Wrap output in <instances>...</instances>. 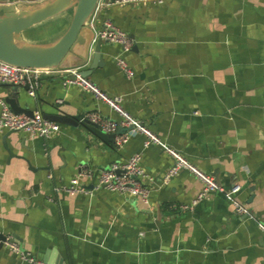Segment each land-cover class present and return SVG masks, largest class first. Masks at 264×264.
<instances>
[{
    "label": "crops",
    "instance_id": "0c3cea01",
    "mask_svg": "<svg viewBox=\"0 0 264 264\" xmlns=\"http://www.w3.org/2000/svg\"><path fill=\"white\" fill-rule=\"evenodd\" d=\"M44 2L0 0V19L56 5ZM112 2L99 0L89 23L100 28L110 19L131 36L133 48L123 57L135 75L118 66L121 47L102 42L103 65L89 78L120 96L125 110L222 189L193 205L203 183L185 170L164 183L174 159L162 145L146 147L143 134L117 148L81 125L59 123L48 139L0 127V234L52 264L61 258L66 264H264V0ZM75 7L72 0L22 31V45L53 44ZM84 60L83 48L76 49L57 69H76ZM70 75L44 76L35 96L27 85L0 83V101L19 96L22 106L44 116L96 113L124 133L107 103L65 84ZM136 153L153 178L148 204L116 191H57L85 165L108 168ZM0 264L30 263L2 247Z\"/></svg>",
    "mask_w": 264,
    "mask_h": 264
},
{
    "label": "built area",
    "instance_id": "2783aa9c",
    "mask_svg": "<svg viewBox=\"0 0 264 264\" xmlns=\"http://www.w3.org/2000/svg\"><path fill=\"white\" fill-rule=\"evenodd\" d=\"M3 1L17 3L19 1L28 2L30 0ZM165 1L168 0H113L112 4L148 5L162 4ZM93 29L95 35L92 40V47L94 48L98 41L119 45L121 52L116 58L117 64L128 77H133L135 73L123 57L124 53L130 52L133 48L134 43L131 36L110 19L105 20L100 28L93 27ZM61 71L71 74L65 79L66 85H76L82 90L92 93L97 100L107 103L121 116L122 120L120 125L126 128V131L122 134H117L119 124L111 118L103 117L96 113L84 115V118H88L93 123L98 124L104 132L115 133L114 142L117 148H123L132 135L137 133L143 134L146 137V147L151 144L162 145L165 151L174 159L173 166L163 177L164 183H167L180 171L184 170L193 173L203 183V189L193 201V205H196L204 199H208L213 192L222 189L217 183L215 176L199 169L177 149L163 144L154 132L124 109L120 96L108 95L89 77L83 76L79 68L66 70L56 68H30L15 66L0 60V83L27 85L29 94L35 96L44 76L57 74ZM0 104L2 107L0 127L2 129L24 132L33 137L44 139H48L52 134L60 131V124L45 118L40 111H35L33 115L15 113L6 101L1 100ZM141 159L142 154L136 153L123 162H113L108 168L95 169L85 165L81 167L79 174L70 181V184L62 188H57V191L62 190L70 195H75L78 193L92 194L100 190H109L138 197L144 203L148 204L152 191L150 182L153 181V178L141 165ZM88 181H91V187H88ZM235 209L238 213H245L244 206L237 202L235 203ZM261 229L264 232V226H261ZM1 243L3 247H8L11 251L20 254L24 261L30 264H43L42 261L23 251L13 238L6 236L3 241L0 240Z\"/></svg>",
    "mask_w": 264,
    "mask_h": 264
},
{
    "label": "water",
    "instance_id": "95a60500",
    "mask_svg": "<svg viewBox=\"0 0 264 264\" xmlns=\"http://www.w3.org/2000/svg\"><path fill=\"white\" fill-rule=\"evenodd\" d=\"M44 5H55L49 10H41L27 15L14 14L6 19H0V60L9 64L21 67L30 68H58L59 64L67 58L68 55L73 53L76 49L83 48L84 63L77 68H82L87 61L91 60V64L80 73L89 77L92 75L93 70L103 65L101 56L102 42L98 41L94 48L92 47V40L95 35L93 27L90 25V18L96 11L99 0H76V7L73 14L72 21L67 31L53 44L48 46L38 45H22L20 34L22 31L34 26L35 24L64 11L71 3L72 0H43ZM5 32L13 37L12 43L7 45L1 40V33ZM84 64V65H83ZM11 109L15 113H25L33 115L34 111L28 104L21 105L19 96L10 97L7 99ZM49 120L56 121L61 124L70 125L74 127L83 126L93 135L102 141L109 143L115 140V133H106L100 126L93 123L84 115H64V114H46L44 116ZM5 236L0 234V240H4ZM3 245L0 244V250ZM43 264H52L43 259ZM55 264H66L64 259H58Z\"/></svg>",
    "mask_w": 264,
    "mask_h": 264
},
{
    "label": "bare ground",
    "instance_id": "6f19581e",
    "mask_svg": "<svg viewBox=\"0 0 264 264\" xmlns=\"http://www.w3.org/2000/svg\"><path fill=\"white\" fill-rule=\"evenodd\" d=\"M9 36H11V35H8L7 33L2 32L1 33V40H2V42L5 43V44H7V45L11 44L12 42L10 43ZM12 39H13V37H12Z\"/></svg>",
    "mask_w": 264,
    "mask_h": 264
},
{
    "label": "rangeland",
    "instance_id": "374dc122",
    "mask_svg": "<svg viewBox=\"0 0 264 264\" xmlns=\"http://www.w3.org/2000/svg\"><path fill=\"white\" fill-rule=\"evenodd\" d=\"M10 43H11V41H10Z\"/></svg>",
    "mask_w": 264,
    "mask_h": 264
}]
</instances>
